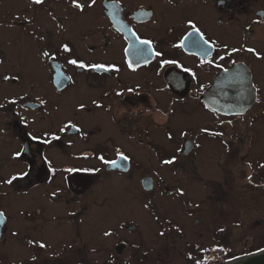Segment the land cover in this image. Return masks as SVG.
<instances>
[{"label":"flooded vegetation","instance_id":"flooded-vegetation-1","mask_svg":"<svg viewBox=\"0 0 264 264\" xmlns=\"http://www.w3.org/2000/svg\"><path fill=\"white\" fill-rule=\"evenodd\" d=\"M76 2L84 5L83 12L72 0H45L39 6L30 0L14 2L15 13L25 16L12 22L9 44L17 50L25 47L34 58L13 65L10 75H19V81H4L0 74L5 88L0 89V103L6 105L0 109V211L5 212L0 264H147L158 252L157 258L162 256L163 238L177 241L181 254L194 258L192 264L236 257L234 243L241 236L236 222L243 203L254 200L244 192L264 194V149L257 154L252 145L256 130H264V59L243 50L227 53L251 47L264 57V0H96L91 8V0ZM190 19L216 42L212 59L226 72L201 67L190 42L176 47L190 31ZM132 32L151 40L163 57L148 63L138 58L130 47ZM64 44L70 52L63 51ZM44 51L50 55L44 57ZM73 59L120 70H82L68 63ZM161 59L179 62L196 78L175 65L161 68ZM221 75L220 97L228 84H235L239 93L243 76L252 81L253 101L244 114H223L205 103ZM10 99L17 103L8 104ZM69 121L81 131L60 132ZM52 134L60 136L52 144L32 139ZM164 145L171 155H164ZM117 149L129 157L119 167L98 159L118 160ZM16 152L22 154L13 159ZM200 154L220 158L199 168ZM173 158L175 163L163 164ZM70 167L92 171H64ZM22 171H29V177L2 183ZM242 176L260 180L256 187H243ZM111 179L123 185L106 196L103 185ZM171 196L179 201L171 202ZM178 212L193 222L191 230L195 226L202 237L197 242L181 244L190 225H174L182 220ZM105 231L113 235L105 237ZM41 242L44 249L38 247Z\"/></svg>","mask_w":264,"mask_h":264},{"label":"rangeland","instance_id":"rangeland-1","mask_svg":"<svg viewBox=\"0 0 264 264\" xmlns=\"http://www.w3.org/2000/svg\"><path fill=\"white\" fill-rule=\"evenodd\" d=\"M14 2L15 0H0V60L4 61L3 64H0V74L2 76L7 74L10 75L13 65L17 66L22 64V58L27 57L31 59L30 62H33L32 59L34 58V56L30 55L29 51L25 47H22L21 50H17L14 47H11L9 44L11 41L12 28L10 26H12V22L16 19L22 21L23 16H25V14L22 13H15L16 8L14 7ZM0 82L4 84V82ZM3 84L0 89H5L3 87ZM189 116H191L192 119L197 118V115L193 110L189 111ZM262 132H264V130H256L255 138L257 140L252 143L253 148L257 152V154H259L264 149V136ZM164 148H166L164 149V155L172 154L170 146L164 145ZM219 156L220 155H216V157L211 156V158L208 156L207 158V155L200 154V158L198 159V167L205 168L206 161L217 162L218 158H220ZM233 165L234 162L231 163L232 167ZM259 180L260 178H254L252 179V181H250V179H248L247 177H241L243 187H246V185H254L256 187L258 185L256 182ZM170 181H174V179L171 178ZM118 183L119 182L115 179H111L103 185V191L106 192V196L112 195L114 191L121 188L119 185H123V183ZM253 191H249L250 195L244 192L246 195L244 197H247L248 199V197L251 196L254 197V200H248L243 203L241 207V213L239 215L240 220L236 222V228L241 233V236H237L236 243H234V247L236 249V254L238 257L251 254L252 252H255L258 249L264 247V194L261 192H258V194H256ZM171 195L174 194L171 193ZM166 196L167 195L165 194L163 195L164 199ZM149 200L150 199L148 198L147 201ZM169 200L171 202H176L179 201V198H173L171 196ZM177 214L178 217L182 220L180 224L174 225H179L181 228L190 225V227L188 226V230L186 231L187 234H184L181 239V244H192L193 242H197L199 240L198 237L202 238L201 235L194 230L195 226L193 227V230H191L193 222L189 219L188 216H183L179 212ZM150 222L151 220L148 219L147 227L150 225ZM184 222H187V225H183ZM157 225V227H160L158 222ZM180 230V234H178L182 235V231ZM178 234L177 237L181 238ZM176 242L177 241H171L170 239L163 238L162 242L159 244L162 246L161 248H159V250H163L162 256L157 258L159 256L158 252L155 256L156 258H154V256L149 258L147 264H192L191 259L187 256H183L181 252L177 249L180 244Z\"/></svg>","mask_w":264,"mask_h":264},{"label":"snow or ice","instance_id":"snow-or-ice-1","mask_svg":"<svg viewBox=\"0 0 264 264\" xmlns=\"http://www.w3.org/2000/svg\"><path fill=\"white\" fill-rule=\"evenodd\" d=\"M30 3L32 5H43L45 4V0H30ZM96 0H91V3L88 4V7L91 8L95 5ZM72 6L76 9H78L80 12L84 11V5L76 2V0H72ZM187 25L188 28L190 29V31L183 37V39L180 41L179 44L176 45V47L179 48H184L186 47L185 42L188 41L191 44V47L195 48L198 50V54L200 55L201 59H200V66H204L205 64H207L209 67H215V68H221L223 71H227V69H223L222 65L216 63V61L214 59H212V54L214 51H216V42L215 41H210L208 39L205 38V34L201 32L200 28L197 26V24L193 21V20H188L187 21ZM131 31V30H130ZM133 37H135V40L133 42L132 45H130V47L134 48L135 50V54L138 58L144 60L145 63H148L150 61V59L152 57H163V53L156 51L153 47V42L151 40H147V39H142L140 38L135 32L131 33ZM226 47V46H225ZM246 51L249 53H252L256 59H264V57H261V55L254 49V48H243V49H237V48H232L227 54L228 55H232L238 51ZM63 51L64 52H70L71 49L69 48V46L67 44L63 45ZM128 54V49H125V55ZM42 55L44 57H48L50 54L47 51H44L42 53ZM220 60H224L225 57L224 56H220L219 57ZM4 61L0 60V64H3ZM69 64H72L82 70L84 69H92L94 71H104V72H111V71H116L118 72L120 69L116 66V65H104V64H92V65H86L84 62L82 61H77L75 59L73 60H69L68 61ZM128 68L131 71H136V67L133 66L131 61H126ZM233 63H235V61H233ZM168 65H175L177 68H180L183 72L189 73L190 75H192V77L195 79L196 78V73L192 72L191 69L185 68L183 67L181 64H179V62L175 61V60H170V59H161L160 60V67L164 68L165 66ZM3 80L4 81H9V80H13V81H19L20 80V76L19 75H4L3 76ZM129 92H132L133 89H128ZM117 96H122L123 93L117 92L116 93ZM8 104H12L15 105L17 103V101L15 99H10L7 101ZM43 103V102H42ZM93 103H96L95 101H93ZM97 107H101L100 104L96 103ZM6 107V105L4 103H0V109H4ZM84 109V105L81 104L80 105V110L83 111ZM68 129H72L75 132L79 133L81 131V129L79 127H77L76 124L72 123L71 121H69L68 123H65L64 126L62 128H60V132H65ZM4 131L3 129H0V132ZM204 131H207L206 129ZM214 135H222L221 133H214ZM47 136V134H46ZM33 140H37L39 143L41 144H52L53 141H58L60 139V136L56 135V134H52L51 136L45 138V139H40L36 136H32ZM169 139H171V136H169ZM22 152H16L13 155V159H18L20 158ZM117 156H118V160H105L104 157H98V159H100L105 165H107L108 167L111 168H117L119 167V161H126L129 159L128 156L124 155L122 152H120L119 149H117ZM44 163L48 165V171L49 173H55V169L51 166V162L44 157ZM175 163V158L173 159H165L163 160V164L165 165H171ZM260 167H264V164H261ZM65 172L69 173V174H73V173H77V172H90L92 170L89 169H78V168H66L64 169ZM95 171H99V169H96ZM30 173L29 171H22L16 175H11L9 178L5 179L2 181L3 184H7V185H13L14 181H18V180H24L25 178L29 177ZM249 179H251L249 177ZM52 195L55 197L58 194L56 192H53ZM181 195H183V193H181ZM145 207H147V205H145ZM72 215H75V213H72ZM5 219V212L4 211H0V222H3ZM179 231V229H177ZM220 231H224V229H220ZM14 235H18V233H14ZM113 235V233L109 232V231H105L104 232V236L108 237ZM160 236H164L165 233L164 232H160L159 233ZM27 243L29 245H34V241L29 240L27 241ZM38 247L40 249H44L46 247L45 243L41 242L38 244ZM221 251H223V249H220ZM205 251H207L205 249ZM190 259H194L193 257H189ZM38 259V257L36 255L32 256V260L36 261ZM194 264H207V260H195Z\"/></svg>","mask_w":264,"mask_h":264},{"label":"water","instance_id":"water-1","mask_svg":"<svg viewBox=\"0 0 264 264\" xmlns=\"http://www.w3.org/2000/svg\"><path fill=\"white\" fill-rule=\"evenodd\" d=\"M224 77V75H221L216 78L209 91L210 95L204 97L205 103L212 109L223 114H244L253 101L254 88L252 81L249 77L246 78L243 76V84L239 93L236 91L235 84L232 86L228 84L226 95H223L225 97H220L219 94L222 93ZM226 78L229 81L230 73L226 75ZM240 99H242V102H240ZM146 180L148 186L152 180L149 178ZM219 264H264V249Z\"/></svg>","mask_w":264,"mask_h":264},{"label":"trees","instance_id":"trees-1","mask_svg":"<svg viewBox=\"0 0 264 264\" xmlns=\"http://www.w3.org/2000/svg\"><path fill=\"white\" fill-rule=\"evenodd\" d=\"M232 257H226V258H217V257H213V258H204L202 260H207V264H214V263H217V262H220V261H223V260H227V259H230Z\"/></svg>","mask_w":264,"mask_h":264}]
</instances>
